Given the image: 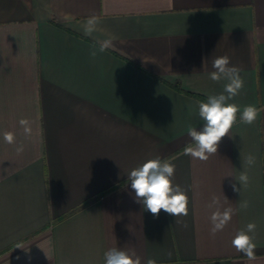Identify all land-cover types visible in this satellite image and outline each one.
Here are the masks:
<instances>
[{
  "label": "crops",
  "instance_id": "0c3cea01",
  "mask_svg": "<svg viewBox=\"0 0 264 264\" xmlns=\"http://www.w3.org/2000/svg\"><path fill=\"white\" fill-rule=\"evenodd\" d=\"M220 56L241 70L240 112L202 161L184 149L227 83L209 77ZM155 158L175 165L187 216L136 202L127 176ZM249 223L252 260L232 245ZM113 247L142 264H264V0H0V264H105Z\"/></svg>",
  "mask_w": 264,
  "mask_h": 264
},
{
  "label": "clouds",
  "instance_id": "9594fccd",
  "mask_svg": "<svg viewBox=\"0 0 264 264\" xmlns=\"http://www.w3.org/2000/svg\"><path fill=\"white\" fill-rule=\"evenodd\" d=\"M98 23L95 17L87 20L85 25V34L91 35ZM109 42L104 41L100 50L103 51ZM96 55L95 52L92 53ZM230 58L220 56L212 61L214 71L209 73L213 81L224 79L227 83L223 91L218 95H211L205 102L199 104V116L203 121L201 130L189 128L188 135L191 137L193 144L184 149L186 155L206 161L213 154H216L222 138L229 135L230 129L236 121L237 113L240 108L230 101L239 94L244 86L243 78L240 75V69L235 66H229ZM259 109L254 105H247L243 108L240 119L248 125H251L257 119ZM20 125L24 128L25 134H29L31 129L29 122L25 119L20 120ZM4 140L8 144L15 142L14 134L11 132L4 133ZM17 153L23 151V145L16 148ZM255 157L247 158L248 164H253ZM175 173V165L167 160L160 158L150 159L141 166L131 170L127 176V182L135 193V200L142 204L143 209L149 211L154 217H158L161 210L175 217L187 216L189 209V198L186 192L179 186H173L172 178ZM240 182H247V176L242 174L239 177ZM233 191L240 192L237 184H232ZM218 199L213 197L212 204H217ZM212 205H210L211 207ZM246 207V203L241 205ZM233 210L231 208L224 211H214L211 216L212 228L211 233L215 235L231 220ZM256 225L249 223L245 229L237 231L232 245L237 252L244 254L249 260L255 258L256 245L253 242V236ZM23 249V247H18ZM105 264H142L141 257L134 252L122 250L113 247L104 253ZM19 259V257H17ZM146 264H156L153 259H148Z\"/></svg>",
  "mask_w": 264,
  "mask_h": 264
}]
</instances>
